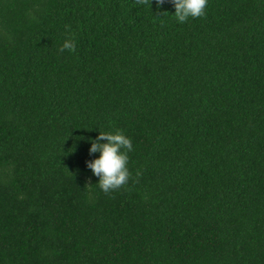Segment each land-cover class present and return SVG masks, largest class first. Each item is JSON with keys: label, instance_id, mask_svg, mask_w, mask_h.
I'll return each instance as SVG.
<instances>
[{"label": "trees", "instance_id": "trees-1", "mask_svg": "<svg viewBox=\"0 0 264 264\" xmlns=\"http://www.w3.org/2000/svg\"><path fill=\"white\" fill-rule=\"evenodd\" d=\"M205 11L0 0V264H264V0ZM116 130L142 175L105 195Z\"/></svg>", "mask_w": 264, "mask_h": 264}, {"label": "clouds", "instance_id": "clouds-1", "mask_svg": "<svg viewBox=\"0 0 264 264\" xmlns=\"http://www.w3.org/2000/svg\"><path fill=\"white\" fill-rule=\"evenodd\" d=\"M135 3L151 7L152 0H135ZM155 3L157 8H160L165 3H171L175 9L174 16L177 22L184 24L189 18L204 17L208 0H155ZM164 14L168 13L164 12L162 15ZM65 30L68 35L57 51L63 53L67 50L74 53L76 51V43L74 34L71 32V26L66 25ZM101 141H104V143H101ZM90 143L89 155L99 153V157L86 161V166L94 176L99 178L97 186L105 195H111L126 187L130 180H132L133 184L139 182L142 173L137 171L136 178L133 180L128 168V153L134 150L132 140L122 130L100 132L96 139L90 141ZM90 185L91 182L89 181L87 186Z\"/></svg>", "mask_w": 264, "mask_h": 264}]
</instances>
